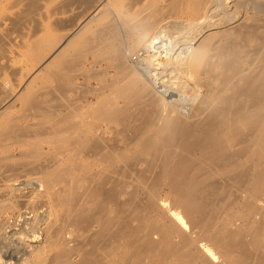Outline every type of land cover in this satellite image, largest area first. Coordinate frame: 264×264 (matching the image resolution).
Instances as JSON below:
<instances>
[{"label":"bare ground","instance_id":"6f19581e","mask_svg":"<svg viewBox=\"0 0 264 264\" xmlns=\"http://www.w3.org/2000/svg\"><path fill=\"white\" fill-rule=\"evenodd\" d=\"M0 17L6 38L47 30L24 45L47 83L10 97L41 117L0 107L21 264H264V0H0Z\"/></svg>","mask_w":264,"mask_h":264},{"label":"rangeland","instance_id":"374dc122","mask_svg":"<svg viewBox=\"0 0 264 264\" xmlns=\"http://www.w3.org/2000/svg\"><path fill=\"white\" fill-rule=\"evenodd\" d=\"M249 7L250 6L245 8V11H250V12H252V11L255 12L256 11V12L262 13V11H259L260 8H257L256 5H254V6L252 5L250 8ZM1 19L2 18L0 17V20ZM2 20L0 22V23H2V24H0V25H2V26H0V32L3 31V34H4L5 30L3 28L6 26V24H5V26H3L4 23L2 22ZM39 23L40 24L38 26L37 22L33 21L31 23H27V25L25 27H23V28H19V29L15 28L16 30L15 29L13 31L11 30V32L9 33V35L12 38L10 36H9L10 38L9 37L6 38V34H4L1 37L2 41H0V103H1L0 107H4V110H5V112H8V116L9 117H11L13 119L17 117L16 118L17 120H19V121H21L22 123H25V124H30V123H33L34 121L35 122L38 121L39 120L38 119L39 116L41 117L40 111H37L38 113H40L39 116L38 115L35 116V112L36 111L33 113V111H34L33 109L32 110L30 109L31 111L29 109H25L24 110V108L22 107L23 103H22L21 99H15V101H10V97H12L14 95L15 96L17 95L16 98H18V96H20V94L22 92L27 91V90H23L24 88L21 87V85L27 79H29V80L32 79L33 80L30 83V86H29L30 87V91H35L37 89H40L44 84L47 83L48 79L45 78L43 73H41V72L37 73L36 72V69L39 67V65L38 64L36 65V63L33 62L34 60L32 59V57L29 56V52L26 49V46H24L27 43H29L30 41H32V42L36 41L37 39L35 40L34 38H38V35L41 36V34H42V36H43V34L46 33V31H47L46 30V26L44 24H42L41 22H39ZM37 27H39L38 28L39 31L36 30ZM47 29H48V26H47ZM15 32H17V33H15ZM1 34H2V32H1ZM3 38H4V40H3ZM2 42H3V44H2ZM8 42H10V43H8ZM23 43H25V44H23ZM164 45H163V50L166 49L165 47L167 46V42H164ZM7 55H9V56H7ZM96 83L97 82L95 80L94 81L92 80L88 85H89V87H92L90 85H93V87H96L98 85ZM24 111H25V113H24ZM22 113H23V115H22ZM33 114H34V116H33ZM23 116H24V118H23ZM25 118H26V120H25ZM4 119H5L4 115L0 116V125H2L4 123ZM15 140L16 139H14V140L8 139L7 140L6 138H4V139L1 140L2 142L0 141L1 142V144H0L1 145L0 146V159L1 160H3L4 157L6 158V159L4 158L5 160L8 159L9 144L12 143ZM6 145H8L7 148H6ZM13 147L15 148L16 146H13ZM1 156H3V158ZM3 170H5V167H2V169H0V176H1L0 177V179H1L0 180V201H4L5 198H6V195L3 193L2 184L4 182L2 180L5 178L3 176L8 174V171L7 170L3 171ZM1 172H2V174H1ZM1 194H4V195L1 196ZM6 211L7 210H3V211L0 212V223L2 225H4L6 221H7L6 224L8 225L9 224L8 222L10 220L9 217L14 215L13 211H11L10 209H8L7 212ZM5 227H6V225L0 227V229L3 228V230H4V231L2 229L0 230L1 231L0 232V264H21V260L19 258L18 251L15 250V248L17 246V242H18L17 240L18 239L16 237L6 238L5 237V233H6V231H8V227H6L7 229H5ZM9 229H11V228H9ZM1 241H3V242H1ZM5 242H6V245L3 244ZM14 243H16V244H14ZM10 249H11V251H10ZM5 253L7 255H5ZM16 261L17 262L19 261V262L17 263Z\"/></svg>","mask_w":264,"mask_h":264}]
</instances>
